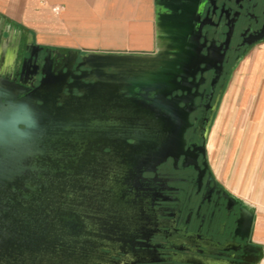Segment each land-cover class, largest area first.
I'll list each match as a JSON object with an SVG mask.
<instances>
[{
    "label": "flooded vegetation",
    "instance_id": "flooded-vegetation-1",
    "mask_svg": "<svg viewBox=\"0 0 264 264\" xmlns=\"http://www.w3.org/2000/svg\"><path fill=\"white\" fill-rule=\"evenodd\" d=\"M193 21L184 67L162 92L164 107L174 111L176 120L169 121L167 114L153 117L147 104L153 93L136 97L113 89L121 84L118 78L107 80L104 89L62 92L67 97L64 122L73 128L64 131L81 138L73 139L74 144L51 145L48 168L35 169L1 188L0 264L15 262L14 246L19 242L17 237L8 241L5 230H13L22 215L37 220L41 213L52 229L56 222H69L64 227L69 238L47 244L56 255L78 250L77 264H140L141 260L172 264L167 261L171 253L167 247L181 250L182 246L166 243V227L171 238L199 232L220 243L230 241L238 207L208 175L202 156L205 128L228 71L264 42V0H198ZM185 112L183 147L174 149V158L157 162L160 156L152 154L151 141L136 145L122 137L121 130L154 128L178 141L179 119ZM55 117L51 107V128ZM197 175L201 183L194 182ZM182 185H194L200 195L198 207L192 206ZM94 226L109 230L97 237Z\"/></svg>",
    "mask_w": 264,
    "mask_h": 264
},
{
    "label": "crops",
    "instance_id": "crops-1",
    "mask_svg": "<svg viewBox=\"0 0 264 264\" xmlns=\"http://www.w3.org/2000/svg\"><path fill=\"white\" fill-rule=\"evenodd\" d=\"M197 2L0 0V101L31 96L57 106L66 101L63 91L104 89L112 78L121 81L113 87L119 92L149 94L162 86V93L186 61ZM233 68L209 162L249 231L213 259L264 264V42ZM238 247L244 253L231 250Z\"/></svg>",
    "mask_w": 264,
    "mask_h": 264
},
{
    "label": "water",
    "instance_id": "water-1",
    "mask_svg": "<svg viewBox=\"0 0 264 264\" xmlns=\"http://www.w3.org/2000/svg\"><path fill=\"white\" fill-rule=\"evenodd\" d=\"M192 35V33H191ZM191 38V36H190ZM188 52V48H187ZM184 66L178 65V71L180 72ZM179 77V76H178ZM42 80L40 86L42 85ZM157 84H162L157 82ZM160 88H153L150 91L154 94L151 100L148 101V105L152 106V113L154 118H158L160 114H167L168 120H176L173 112L169 107H164L165 94L160 93ZM159 89V90H158ZM126 96H129L125 90H121ZM136 97H140L139 88H135ZM145 93L147 91L142 90ZM159 94V95H158ZM130 97H132L130 95ZM34 98L26 96L21 100H12L4 98V102L0 101V190L2 187H7L18 182V180L27 177L29 172L31 173L35 169L43 170L50 166L49 160L51 159V145L64 146L67 142L70 144L74 140H79L81 134H70L65 132L64 128H68L70 131L73 129L70 124L64 122V110L65 101L59 100L60 106H51V98L48 101L41 102L40 106H36ZM55 105V104H54ZM51 107L55 109L56 117L52 120L51 128ZM187 112L184 113L179 126L178 141L173 139V135L166 134L163 136L159 133V130L154 128H139L121 130L125 132L123 138H128L135 141V144H144L146 141L152 142V154L159 155L160 159L157 162L163 161L168 157H175L173 155L174 149H182L181 134L187 124ZM152 118V119H154ZM21 127V128H19ZM52 131V132H51ZM80 131V130H79ZM121 137V138H122ZM181 139V141H180ZM37 157V160L34 158ZM194 182L201 183L199 175L196 176ZM237 220L235 221V228L233 236H237L238 233L246 231L248 235L249 224H243V215L240 208L236 214ZM188 220L185 225L188 224ZM246 226V227H245ZM167 234L165 236L166 243L179 242L182 246L181 250H175L172 247H167L171 251L169 253V259L167 260L172 264H234L232 258L225 257V259H213L214 256L218 258H224V253L229 251L226 248L228 243L214 242L211 238H206L205 235L200 236L197 232L195 236L193 234L188 235H176L173 238L170 236V227H166ZM185 230V229H183ZM167 235H170L167 237ZM246 235V236H247ZM198 236V237H197ZM196 238V241L193 239ZM122 244L126 241H120ZM118 243V242H117ZM212 245H210V244ZM233 252L244 253V248L238 247L237 249H231ZM182 251H189V254H183ZM127 255V254H125ZM138 263H147L139 261Z\"/></svg>",
    "mask_w": 264,
    "mask_h": 264
},
{
    "label": "rangeland",
    "instance_id": "rangeland-1",
    "mask_svg": "<svg viewBox=\"0 0 264 264\" xmlns=\"http://www.w3.org/2000/svg\"><path fill=\"white\" fill-rule=\"evenodd\" d=\"M233 72L234 68L232 70L230 69L221 83V92L217 97L214 109L211 112V115L207 122V126L205 128L204 147L202 152L208 175L215 186H217L221 191H223V188L220 184H218V182H216L210 166L209 157L211 152L209 149V145L210 147H212L214 144V140H210V138L213 132L216 130V124L222 116L221 112L224 102V91L228 87L230 75ZM217 154L218 156H222L223 149H219L217 151ZM182 187L183 191H185V193L191 199L192 206L198 207L200 195H198V191H194V185H192L191 188H189L188 186L185 187L184 185H182ZM32 217L22 215L16 220V224L12 226L13 230H5L4 232L7 234L8 241H13L15 237H17L19 240L18 244L14 246L16 259L14 260L15 262H13V264H77L80 261L81 257L78 253V250L76 251L74 249H66L65 254L56 255L52 251L51 246L47 244L50 243L49 241H51V239L65 237L69 238L66 232H64V227H67L66 222L69 223L68 221L64 223V221L61 219L62 223L56 222V228L52 229L51 224H46L47 219L44 213H41L37 220L31 219ZM77 229L80 228L78 227ZM93 230L94 235L100 237L102 236V234L105 235V233H107V230L109 229L106 226L100 228L99 226H94ZM78 232L80 233V230ZM11 235H13L14 237H12ZM76 236L79 237L78 235ZM24 237H27V239H25ZM44 242L46 243L45 246L42 245ZM91 244L94 243L89 242L88 245ZM87 248L89 249L90 246H88ZM82 250L84 251V248H82Z\"/></svg>",
    "mask_w": 264,
    "mask_h": 264
}]
</instances>
